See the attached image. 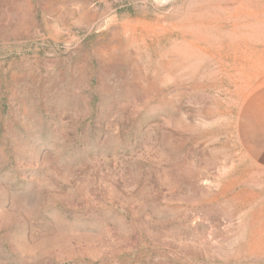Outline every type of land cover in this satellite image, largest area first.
Wrapping results in <instances>:
<instances>
[{"label":"rangeland","instance_id":"rangeland-1","mask_svg":"<svg viewBox=\"0 0 264 264\" xmlns=\"http://www.w3.org/2000/svg\"><path fill=\"white\" fill-rule=\"evenodd\" d=\"M262 105L264 0H0V264H264Z\"/></svg>","mask_w":264,"mask_h":264},{"label":"crops","instance_id":"crops-1","mask_svg":"<svg viewBox=\"0 0 264 264\" xmlns=\"http://www.w3.org/2000/svg\"><path fill=\"white\" fill-rule=\"evenodd\" d=\"M262 109L261 111H256L254 108H252V114L254 116L253 122L251 127V130L257 133V137L259 142H261V147L259 148V155L264 154V105L259 106L258 109ZM257 122V125H254V122Z\"/></svg>","mask_w":264,"mask_h":264}]
</instances>
